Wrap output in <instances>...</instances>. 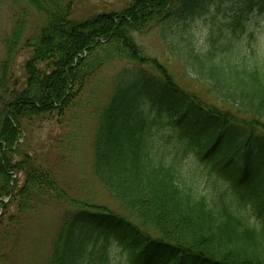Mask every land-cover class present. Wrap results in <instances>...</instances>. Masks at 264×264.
<instances>
[{
	"label": "trees",
	"instance_id": "trees-1",
	"mask_svg": "<svg viewBox=\"0 0 264 264\" xmlns=\"http://www.w3.org/2000/svg\"><path fill=\"white\" fill-rule=\"evenodd\" d=\"M11 1L20 12L1 41L0 264L51 201L67 209L48 264H106L112 235L125 264H264V57L232 49L222 28L203 51L173 36L174 59L210 102L137 39L154 28L164 38L173 14L194 16L206 0H130L79 20L74 0ZM112 65L99 99L89 88ZM86 107L93 174L121 212L71 197L24 142L36 119L66 125Z\"/></svg>",
	"mask_w": 264,
	"mask_h": 264
},
{
	"label": "rangeland",
	"instance_id": "rangeland-1",
	"mask_svg": "<svg viewBox=\"0 0 264 264\" xmlns=\"http://www.w3.org/2000/svg\"><path fill=\"white\" fill-rule=\"evenodd\" d=\"M11 2L0 0V57L2 38L11 27L12 19L20 12V8ZM129 2L130 0H74L72 17L79 20L97 12L119 10ZM248 4L245 0H206L205 5L194 16L176 17V14H173L167 26L161 28L164 30V38L159 29L154 28L137 36V39L149 55L169 66L172 77L178 83L213 102L214 95L208 93L204 87L198 86L193 77L188 72L186 74L176 62L169 41L179 33L183 40L191 41L197 50L203 51L209 46L217 30L222 28L232 36V49L242 53L254 51L264 57V0H253ZM239 21L241 25H235ZM39 24V18L31 15V28ZM24 59L23 56L17 59L18 70ZM118 66L104 68L89 91H93L99 99L106 98ZM89 97L88 94L87 99ZM95 126L90 108L86 107L74 123L66 122V125L57 123L55 118L36 119L27 125L24 142L33 153L37 152L42 162L52 167L59 183L71 197L86 199L121 212L120 206L93 174L92 141ZM66 209V205L51 201L38 213L32 214L23 226L21 236L17 237L15 253L5 264H48L52 242L59 231ZM123 245L119 237L111 236L108 249L110 256L106 264L127 262Z\"/></svg>",
	"mask_w": 264,
	"mask_h": 264
}]
</instances>
